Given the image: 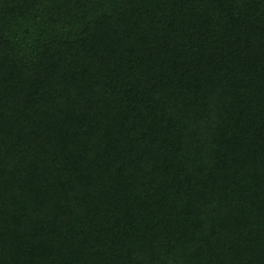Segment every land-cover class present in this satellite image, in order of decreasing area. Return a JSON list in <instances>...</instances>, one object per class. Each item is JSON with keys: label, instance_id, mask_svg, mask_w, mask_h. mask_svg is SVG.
Returning <instances> with one entry per match:
<instances>
[{"label": "trees", "instance_id": "trees-1", "mask_svg": "<svg viewBox=\"0 0 264 264\" xmlns=\"http://www.w3.org/2000/svg\"><path fill=\"white\" fill-rule=\"evenodd\" d=\"M0 264H264V0H0Z\"/></svg>", "mask_w": 264, "mask_h": 264}]
</instances>
